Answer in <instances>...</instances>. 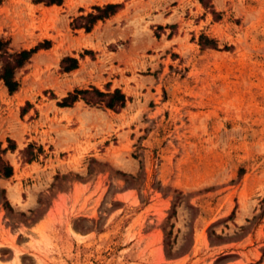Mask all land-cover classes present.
<instances>
[{
  "label": "rangeland",
  "instance_id": "1",
  "mask_svg": "<svg viewBox=\"0 0 264 264\" xmlns=\"http://www.w3.org/2000/svg\"><path fill=\"white\" fill-rule=\"evenodd\" d=\"M0 40L48 41L0 82V264H264V0H0Z\"/></svg>",
  "mask_w": 264,
  "mask_h": 264
},
{
  "label": "trees",
  "instance_id": "2",
  "mask_svg": "<svg viewBox=\"0 0 264 264\" xmlns=\"http://www.w3.org/2000/svg\"><path fill=\"white\" fill-rule=\"evenodd\" d=\"M61 0H45L46 4H59ZM201 2V1H200ZM118 7V4H104L103 6H94L92 7L95 13H87L85 16L81 17L84 19V22L87 24L93 23L95 20L114 12ZM87 29V27H86ZM47 40H43L42 43H38L32 48L29 49H19L17 51L9 52L6 48V42L0 40V81L3 86L6 88L7 92H13L17 86L18 82L14 78V72L16 69L22 67V65L28 60L30 55L34 53L38 48L47 44ZM68 60L70 64L67 67L62 68L63 70H69L75 67L76 60L71 57H65L60 60ZM87 104H102L106 108L117 109L123 106L124 95L118 90L114 89L112 92H101L95 88L79 89L73 90V93H68L65 97L61 99L58 103L59 106H67L72 101L76 99L77 96ZM3 149L0 151L2 152ZM11 173V167L4 161L0 159V174L4 177L9 176ZM5 206L10 209L6 201H4Z\"/></svg>",
  "mask_w": 264,
  "mask_h": 264
},
{
  "label": "crops",
  "instance_id": "3",
  "mask_svg": "<svg viewBox=\"0 0 264 264\" xmlns=\"http://www.w3.org/2000/svg\"><path fill=\"white\" fill-rule=\"evenodd\" d=\"M110 4H113V3H110ZM101 6H103V5H99V7H101ZM1 84H2V82H1ZM2 87H4L3 84H2ZM5 90H6V88H5ZM71 93H73V90L71 91ZM78 100H80V99H78V96H77V98L74 101H72L69 106H62V107L72 109L75 107V104L78 103ZM79 111L80 110H78V112ZM7 177H11V176H7ZM0 181L5 182V185L1 184L0 186L5 189L4 193L6 195H7V193H13V194L15 193L13 188L17 186V182H15L13 179H10V178L0 179ZM19 184H21V181H19ZM18 195H19V197H21L20 192H18ZM57 210H58L57 206L52 205V206H50V208H48L46 210L45 214L49 215V216H53L54 218L56 217V219H58L60 221L59 227L57 225L56 226L54 225L53 228L64 230L65 227L62 225L61 221H64L65 215L63 214L62 209H59V211H57ZM35 227H36V223L31 222L28 225H21V227H17L13 232L17 235V238H22L24 236V237H26V239L28 237H30L32 240H39L37 234L34 231ZM49 234L50 233H48L47 231L44 232L45 236H49ZM63 235H64V237L66 236L67 238H71L70 235H66V234H63ZM10 260H12V259H10Z\"/></svg>",
  "mask_w": 264,
  "mask_h": 264
},
{
  "label": "bare ground",
  "instance_id": "4",
  "mask_svg": "<svg viewBox=\"0 0 264 264\" xmlns=\"http://www.w3.org/2000/svg\"><path fill=\"white\" fill-rule=\"evenodd\" d=\"M69 1V0H68Z\"/></svg>",
  "mask_w": 264,
  "mask_h": 264
}]
</instances>
